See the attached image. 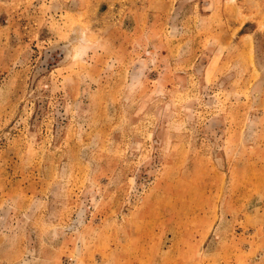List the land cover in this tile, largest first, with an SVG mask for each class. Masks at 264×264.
Returning a JSON list of instances; mask_svg holds the SVG:
<instances>
[{"label":"rangeland","instance_id":"1","mask_svg":"<svg viewBox=\"0 0 264 264\" xmlns=\"http://www.w3.org/2000/svg\"><path fill=\"white\" fill-rule=\"evenodd\" d=\"M0 264H264V0H0Z\"/></svg>","mask_w":264,"mask_h":264}]
</instances>
